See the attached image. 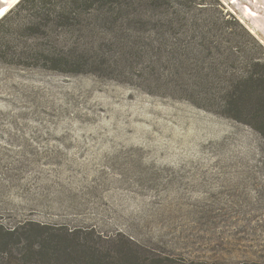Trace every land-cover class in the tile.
<instances>
[{
    "label": "rangeland",
    "instance_id": "obj_1",
    "mask_svg": "<svg viewBox=\"0 0 264 264\" xmlns=\"http://www.w3.org/2000/svg\"><path fill=\"white\" fill-rule=\"evenodd\" d=\"M0 1L1 14L9 0ZM226 1L223 14L240 17ZM11 18L0 25L3 231L15 241L31 226L55 237L93 231L182 264H264L258 138L180 99L175 55H155L148 32L140 54L103 28L92 37L56 28L39 35L27 29V13ZM149 27L132 22L129 31ZM77 47L89 49L80 73L24 54Z\"/></svg>",
    "mask_w": 264,
    "mask_h": 264
},
{
    "label": "trees",
    "instance_id": "obj_2",
    "mask_svg": "<svg viewBox=\"0 0 264 264\" xmlns=\"http://www.w3.org/2000/svg\"><path fill=\"white\" fill-rule=\"evenodd\" d=\"M222 9L219 0H19L0 18V25L13 23L14 13H27L32 19L26 27L32 34L56 28L92 37L103 28L112 42L140 54L145 53L138 46L145 42L141 32H148L146 42L158 43L155 55H175L179 98L248 127L258 138L264 167V47L235 15ZM132 22L150 25L153 34L132 33ZM87 50L24 54L27 60L51 64L53 70L66 66L76 72L81 68L80 73ZM31 227L34 230L23 233L22 241H15V232L0 228V264H182L152 255L123 235L105 239L93 231L74 230L55 237Z\"/></svg>",
    "mask_w": 264,
    "mask_h": 264
},
{
    "label": "crops",
    "instance_id": "obj_3",
    "mask_svg": "<svg viewBox=\"0 0 264 264\" xmlns=\"http://www.w3.org/2000/svg\"><path fill=\"white\" fill-rule=\"evenodd\" d=\"M18 0L11 2L9 0V6L1 14L6 13ZM245 3L242 4L240 0H227L224 2L231 9H235L240 13L239 20L247 27L251 28L254 34H257L264 41V0H244ZM11 3V4H10ZM241 5V6H238ZM2 7V2L0 1V8ZM250 12V14H248ZM262 19V23H261Z\"/></svg>",
    "mask_w": 264,
    "mask_h": 264
},
{
    "label": "bare ground",
    "instance_id": "obj_4",
    "mask_svg": "<svg viewBox=\"0 0 264 264\" xmlns=\"http://www.w3.org/2000/svg\"><path fill=\"white\" fill-rule=\"evenodd\" d=\"M18 1H19V0H18ZM18 1H16V3H17ZM16 3H15V4H16ZM15 4H14V5H15ZM12 7H13V6H12ZM4 14H5V13H4Z\"/></svg>",
    "mask_w": 264,
    "mask_h": 264
}]
</instances>
